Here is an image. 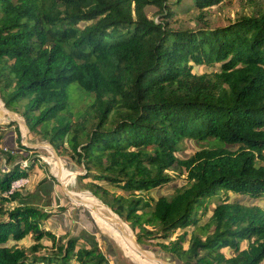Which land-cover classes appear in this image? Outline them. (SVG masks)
I'll use <instances>...</instances> for the list:
<instances>
[{"label": "trees", "instance_id": "16d2710c", "mask_svg": "<svg viewBox=\"0 0 264 264\" xmlns=\"http://www.w3.org/2000/svg\"><path fill=\"white\" fill-rule=\"evenodd\" d=\"M189 1L185 10L202 11L222 0ZM182 6L0 0V97L13 112L20 105L28 130L58 155H71L85 172L78 179L105 184L92 183L93 194L130 224L137 243L176 233L171 244H157L181 264H261L264 209L230 194L264 199V10L214 28L174 29L170 20ZM202 66L212 70L196 72ZM185 140L207 146L178 158ZM169 171L185 173L186 183L154 199L152 192L173 182ZM26 172L0 167V200L17 201L0 207V264H109L97 243L75 251L73 238L55 255L37 256L41 239L55 242L42 228L48 216L34 193L8 194ZM148 224L154 231L143 229ZM26 237L28 248L16 244Z\"/></svg>", "mask_w": 264, "mask_h": 264}, {"label": "rangeland", "instance_id": "374dc122", "mask_svg": "<svg viewBox=\"0 0 264 264\" xmlns=\"http://www.w3.org/2000/svg\"><path fill=\"white\" fill-rule=\"evenodd\" d=\"M189 3V0H183L182 9L178 10L175 16L170 20V26L174 29H192L195 27L214 28L232 22L241 16L254 15L259 9L264 10V0H222L220 3L204 8L202 11L192 7L185 10ZM145 11L149 18L158 19L156 9L154 7H147ZM215 67H218V65ZM211 70L212 68L202 66L196 69V72H210ZM76 96L79 97L78 91L76 92ZM0 103L4 108H6L1 100V97ZM81 103L82 102H79L78 104ZM78 104L73 103L69 107V112L72 118L75 117ZM17 106L19 107V113H14L20 120V123L13 121L15 124L9 126V123L12 121L9 122V120H3L0 117V167H2L4 171H7L10 166L19 165L20 170H27V177L20 178L24 181V184L22 187L18 188L19 193L23 197H26L30 193H34L35 197L32 198L34 204L42 209L48 216L44 220L42 228L50 231L54 235L55 242L53 244L52 240L46 238L41 239L40 243L43 248L39 250L37 256L55 255L56 247L65 245L68 239L73 238L76 240L74 248L75 251L79 248L90 249L94 243H97L100 251L106 255L109 264H181L170 252H165L162 246L157 244V242L164 243L165 245L169 244L170 241L176 239V233L171 234L170 238L166 241L151 238V236H145L144 242L138 243V245L143 249L146 255H144L145 253H141L136 250L137 254H141L142 258H133L121 249L116 240H114L108 232L106 234V231H103L96 224L91 212H89L85 207H81L73 203L62 191V187L59 182L54 178L57 168L55 165L60 166L59 168H61V173L63 174L79 173V175L75 174L73 183L68 185L69 188L66 185L68 195L72 199L83 202L86 200L89 201L96 199L113 213V211L105 205L99 197H96L92 191L94 190L92 183L104 186L105 184L101 181H95L90 177L86 179H78V176H80V174L83 175L85 172L80 165L76 164L71 159V155L69 153L63 152L60 155L57 154L58 160L55 164H53L51 162L52 151L50 146H48V141L41 139V137L28 130L27 126L24 125V118L21 116L23 109L20 105ZM7 111L12 110L7 109ZM7 111H5V114L3 113L2 115H4L7 119H10L11 115ZM18 134L20 135V140H18ZM24 136L26 137V141L21 139ZM20 145L25 147V149L20 148ZM201 146L205 147L207 145L206 143H196L191 140H185L181 146V150L176 153V156L178 158L188 157L196 152ZM63 147L64 150L68 151L66 144ZM8 152L12 156L10 162H8L6 156V153ZM26 165L27 167L25 168ZM168 173L172 176L173 182L169 183L158 192H152L151 196L154 199H158L160 196L170 195L176 188H180L186 183L185 173L180 175H178L177 172L172 171H169ZM43 179L46 180L44 182H40ZM108 190L115 194L124 195L125 197L128 195L116 188L109 187ZM144 198L149 201L148 197L145 196ZM230 200L238 201L240 204L245 206L257 205L264 209V199L255 200L248 197H239L230 194ZM214 202L215 201L212 200L209 205L208 212L205 215L200 216V219L202 220L199 222V225H202L203 222L206 221V217L211 214L210 210L212 209ZM16 203L17 201L0 200V207L2 209H8L15 206ZM145 211L147 214L144 215V218L151 217L149 209L147 208ZM102 212H104L107 217L109 216L108 212ZM138 213H141V211ZM113 214L117 217V220L121 225L124 226L125 224L129 228L131 235L136 239L135 232L131 229L130 224L125 222L115 213ZM144 227V230L147 229L148 231H154L153 227L149 224L144 225ZM140 228L141 227L136 226V232L139 231ZM190 229L191 228H188V231ZM190 232L191 231L187 233L185 242L182 243L183 248H186L187 246V240ZM102 235L109 238L108 243L101 240ZM200 236L203 238L202 235ZM13 244L14 243L12 242L10 243V245ZM16 244L18 246L28 248L33 244V242L30 237H26ZM245 246L246 244L243 243L242 247ZM107 247L109 248L106 250ZM110 254H112V256ZM72 262H74V260H72ZM261 264H264V261Z\"/></svg>", "mask_w": 264, "mask_h": 264}, {"label": "bare ground", "instance_id": "6f19581e", "mask_svg": "<svg viewBox=\"0 0 264 264\" xmlns=\"http://www.w3.org/2000/svg\"><path fill=\"white\" fill-rule=\"evenodd\" d=\"M4 110L7 111V109L4 108L2 106V104L0 103V117H1V119L9 120L4 115H2L5 112ZM7 112L9 113V111H7ZM12 118L14 119V117L11 115L10 119H12ZM50 149H51V147H50ZM51 151H52L51 162L53 164H55V162H57V160H58V156H57V154L55 155L53 153L52 149H51ZM55 166H57V168H56V173H55L54 177H56L58 179V182L62 187L66 188L67 184L65 181V177L63 176V173H61V168H59L60 166H58V165H55ZM71 176L74 178L75 173H71ZM67 193H68V190H67ZM68 197L73 203H75L81 207H85L89 212H91V215H92V217H94L96 224L103 231L105 230L106 234L108 232L111 235V237L114 240H116L117 244H119L124 250H126V251L128 250V252L132 253V254H136L133 249H136L137 251H139L141 253H145V252L141 251V249L139 248L140 246L138 247L135 244V242H134L135 238L131 235L129 228L125 224H124V226L121 225L118 222L117 217L114 216V214L111 211H109L104 205L99 203L98 200H96V199L89 200V201L86 200V201H84L85 203L83 201H79L81 203V204H79L78 200L72 199L69 195H68ZM101 208H102V210H101ZM102 211L108 212L109 216L107 217V215H105V213ZM144 255H146V253ZM137 259H141V258L137 256Z\"/></svg>", "mask_w": 264, "mask_h": 264}, {"label": "water", "instance_id": "95a60500", "mask_svg": "<svg viewBox=\"0 0 264 264\" xmlns=\"http://www.w3.org/2000/svg\"><path fill=\"white\" fill-rule=\"evenodd\" d=\"M9 113H10V115H12L13 117H14V119L12 118V119H9V122L10 121H17V122H19L20 123V120H18L17 118H16V114L14 113V112H12V111H9ZM24 125H26V124H24ZM23 141H26V137L24 136V137H22L21 138ZM48 146H50L51 147V149L53 150V153L56 155L57 153H56V151H55V149L48 143ZM76 175L78 174L79 175V173H75ZM55 179H56V181H58V179L56 178V177H54ZM62 187V186H61ZM62 191L68 196V193H67V188H65V187H62ZM72 191H74V190H72ZM74 192H77V191H74ZM79 202V201H78ZM79 204H81L80 202H79ZM101 240L102 241H106L107 243L109 242V238L108 237H106V236H101ZM135 242V244L139 247V245H138V243L136 242V240L134 241ZM107 246H109V245H107ZM109 247H107L106 248V250L108 249ZM140 249H141V251L142 252H144L143 251V249L141 248V247H139ZM111 256H112V254H110ZM164 264H166V263H164Z\"/></svg>", "mask_w": 264, "mask_h": 264}, {"label": "crops", "instance_id": "0c3cea01", "mask_svg": "<svg viewBox=\"0 0 264 264\" xmlns=\"http://www.w3.org/2000/svg\"><path fill=\"white\" fill-rule=\"evenodd\" d=\"M63 176L65 177V181H66V184H67V187L69 188V184H72L73 183V177L71 176V173H66V174H63ZM70 193V192H69ZM71 194V193H70ZM119 245V244H118ZM120 246V245H119ZM121 247V246H120ZM121 249L127 254V255H130L132 256L133 258H136L137 256L142 258L141 257V254H137L136 252V249H133L135 251L136 254H132V253H129L128 250H124L122 247Z\"/></svg>", "mask_w": 264, "mask_h": 264}, {"label": "built area", "instance_id": "2783aa9c", "mask_svg": "<svg viewBox=\"0 0 264 264\" xmlns=\"http://www.w3.org/2000/svg\"><path fill=\"white\" fill-rule=\"evenodd\" d=\"M24 184V181H22L21 179L20 180H17V181H14L12 184H11V187L8 191V194L12 193L14 190L22 187Z\"/></svg>", "mask_w": 264, "mask_h": 264}]
</instances>
